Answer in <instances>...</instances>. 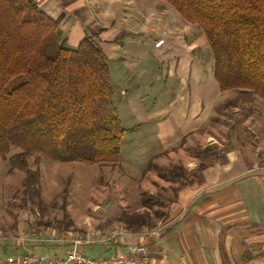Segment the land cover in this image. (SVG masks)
<instances>
[{"label":"rangeland","instance_id":"374dc122","mask_svg":"<svg viewBox=\"0 0 264 264\" xmlns=\"http://www.w3.org/2000/svg\"><path fill=\"white\" fill-rule=\"evenodd\" d=\"M144 1L134 0V4L140 6L136 5L130 11L125 8L128 15L132 12L130 16L116 10L114 18L117 24L120 23L123 13L122 19L125 17L126 20L124 19L122 26L125 24L124 28L131 30L128 26L133 25L132 16L139 14L135 18L138 23H142L139 30L142 44L147 43L155 34L167 37L168 27L173 29L174 25V28H180L185 23L169 5L159 0ZM156 6L164 7L169 13L162 12L160 7L156 11ZM149 14L154 16L149 18ZM170 15L174 16L176 23ZM185 24L189 26L188 37L196 38L199 44H203L204 37L200 30ZM211 53L208 45L204 44L192 55L197 62L204 64L210 87L212 85L217 90L220 98L212 104L205 119L206 124L201 130L186 136L179 143L165 142L164 134L172 132L171 135L176 134L177 138V133H182L179 127L172 125L165 108L177 87L176 83L185 82L181 79L172 82L168 78L163 83V79L159 78L152 83L149 78L138 77L151 68L153 62L148 60H142L133 69L129 62L121 63L118 54L107 59L116 111L120 124L127 131L122 136L118 162L109 165H85L76 162L56 164L41 159L36 165L34 155H28L27 170H38V183L31 194L22 181L26 172L10 170L6 158L0 157V238H17L25 233L106 234L112 230H125L129 233L127 245L142 246L150 251L148 246L151 245H148L147 240L158 243L151 235L157 230L162 233L163 227L174 219L173 213L178 209L180 212L185 210L181 199L190 192L186 190L191 187L197 189L196 183L189 187L186 180L175 177L174 174L180 173L179 171H174L173 174L171 171L181 168V171L188 174L199 171L204 166L200 177L202 183H205L206 175L203 172L226 161L232 148H237L242 154L243 169L264 170V102L247 92H221L212 79ZM206 88L210 90L208 84ZM128 98L135 99L139 106L132 117L126 104ZM206 147H209L210 153L206 158L199 157ZM18 152L12 150L9 155ZM248 174L242 185H246V181L253 183L254 178L264 180V175L260 172ZM157 198L160 205L163 203L166 215L158 220L153 219L152 215ZM256 200L253 198L254 202ZM237 207V210H231L230 213L221 211L216 214L217 221L222 225L221 234L228 235L227 239L235 243L232 251H229L228 260L232 264H252L253 261V264H264V220L256 219L246 230L241 231L228 232L223 228L224 224L240 223L243 220L245 212L240 204ZM210 208L211 206H206V209ZM204 212L207 210L201 213ZM145 214L150 215V219L144 220L148 224L140 227L138 232L125 229L123 221ZM248 251L250 252L247 253ZM101 253L102 251L97 252ZM245 253L250 263L241 261ZM6 255V252L0 250V258L3 259ZM17 255L14 253V256ZM258 257L262 258L259 263ZM219 260L222 264L225 262L222 258Z\"/></svg>","mask_w":264,"mask_h":264},{"label":"trees","instance_id":"16d2710c","mask_svg":"<svg viewBox=\"0 0 264 264\" xmlns=\"http://www.w3.org/2000/svg\"><path fill=\"white\" fill-rule=\"evenodd\" d=\"M159 1L200 30L221 92H247L264 102V0ZM61 33L34 0H0V157L10 170L26 172L22 181L31 194L38 170H27L28 155H34L36 165L41 159L114 164L127 132L120 124L101 48L92 36L68 48ZM12 150L19 152L9 155ZM203 168L171 173L179 171L174 176L190 187L202 183ZM157 200L152 209L156 220L166 217ZM149 216L123 221L125 229L138 232ZM245 255L241 261H250Z\"/></svg>","mask_w":264,"mask_h":264},{"label":"crops","instance_id":"0c3cea01","mask_svg":"<svg viewBox=\"0 0 264 264\" xmlns=\"http://www.w3.org/2000/svg\"><path fill=\"white\" fill-rule=\"evenodd\" d=\"M34 1L39 9L57 24L65 38L66 47L75 48L83 37L92 36L103 51L106 60L118 54L121 63L129 62L133 69L142 60L153 62L148 71L138 75L140 78H149L152 83L159 78L163 79V83L168 81V78L172 82L179 79L185 82L184 84L176 83L177 87L165 108L167 115L169 114L172 120V125L176 128L179 127L182 133L180 135L177 133V138L176 134L171 135L172 132L164 134L166 143H170V141L182 142L186 136L199 132L201 127L206 124L205 119L212 109L211 106L214 101L220 98V94L212 85L210 87L204 64L197 62L192 55L204 43L199 44L198 39L188 37L189 29L187 28L189 26L185 23L181 24L180 28L175 27L176 29L174 25L173 29L171 26L168 27L166 29L167 37L155 34L149 38L147 43L142 44L139 31L142 23H138L135 18L140 16L139 14L135 13V16H132L131 23L133 25L128 26L131 30L124 28L125 24L122 26L124 19L126 20L125 17L122 19L124 16L122 14L125 12V15L130 16L132 13L128 12V15L125 8L127 7V11H130L136 5L140 6V4L135 5L134 0ZM159 7L156 6V11L162 8V12L169 13L164 7ZM116 10L123 12L120 17L121 25L117 24L114 19ZM153 16L149 14L148 17ZM170 16L176 23L174 16ZM159 40L164 41L162 42L163 46L155 49L153 46ZM207 84L210 90L206 88ZM215 88L217 87L215 86ZM126 104L128 110H131L132 117L139 106L133 98H128ZM230 150L226 161L213 165L203 172L206 175L205 183L197 184L195 186L197 189L191 187L190 190H186L190 192L183 195L181 199L185 210L180 212L178 209L173 213L175 217L163 227L164 230L158 243L147 240L148 245H151L148 247L154 264H222L219 258L225 261L223 264H232V261L228 260V255L235 243L227 239L228 235L221 234L222 225L217 221L216 214H220L221 211L230 213L231 210H237L239 208L237 206L240 204L241 209L245 212V217L240 223L224 224L223 228L228 232L246 230L250 226L249 224L255 222L256 219L264 220V180L254 178L253 183L250 184L246 181L247 184L242 185L244 177L249 175L248 173L260 172L264 175V170L243 169L242 154L237 148ZM240 168L242 170H238ZM255 179L257 180L255 181ZM253 198L257 199L256 202L253 201ZM244 204L248 207L247 211ZM208 205L211 206L210 209H206ZM203 210H207V212L202 214ZM127 244V241L117 240L105 246L83 248L82 251L86 256L88 254V256L99 255V257L103 254H105L104 256L121 255ZM0 250L7 253L5 258H0V264H3V260L8 257H15L14 253L19 256L23 252H35L37 255L47 256L55 251L63 252V248L57 247V245L32 242L20 245L16 238H0ZM101 251V254H97ZM244 251L242 250V252ZM259 261H262L261 257L257 258L258 263ZM247 262L250 263V261Z\"/></svg>","mask_w":264,"mask_h":264},{"label":"built area","instance_id":"2783aa9c","mask_svg":"<svg viewBox=\"0 0 264 264\" xmlns=\"http://www.w3.org/2000/svg\"><path fill=\"white\" fill-rule=\"evenodd\" d=\"M163 40L155 42L154 48L163 46ZM128 234L125 230H112L109 233L88 232L85 234L74 233H25L16 238L20 245L24 243H39L46 245H57L63 248V252L42 257L30 252H23L19 256L8 257L3 260V264H154L149 255V250L142 246L127 245L121 255L111 254L109 256H86L83 248L105 246L117 240L127 241ZM161 231H155L151 236L153 240H159Z\"/></svg>","mask_w":264,"mask_h":264}]
</instances>
